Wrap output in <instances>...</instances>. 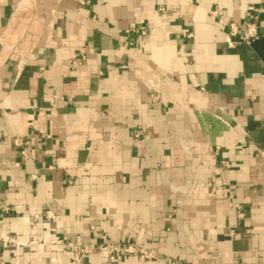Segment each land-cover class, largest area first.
<instances>
[{"label": "crops", "instance_id": "1", "mask_svg": "<svg viewBox=\"0 0 264 264\" xmlns=\"http://www.w3.org/2000/svg\"><path fill=\"white\" fill-rule=\"evenodd\" d=\"M83 1L0 0V230L145 254L84 264H264V0ZM214 11L258 37L229 48Z\"/></svg>", "mask_w": 264, "mask_h": 264}, {"label": "built area", "instance_id": "2", "mask_svg": "<svg viewBox=\"0 0 264 264\" xmlns=\"http://www.w3.org/2000/svg\"><path fill=\"white\" fill-rule=\"evenodd\" d=\"M88 0H84L83 4H88ZM210 18L212 21L221 24L225 26L226 28V38L225 43L230 48L235 45L234 39L238 36H240V43L243 44H249L253 42L257 37V30H258V16L255 13H247L246 19L242 26L236 24V23H226L223 21V16L220 12L214 11L209 13ZM130 31L137 33L141 36L145 35V31L143 27L139 26V28H136L134 26L131 27ZM241 33V35H240ZM191 34H188V38H191ZM85 59V52L80 51L79 52V58H77V62H82ZM149 101L151 103H155L156 99L154 96H149ZM139 138V135H135L134 139L137 140ZM22 156H25V152L21 153ZM4 212L7 211L6 208H1ZM45 221L50 222L54 219L53 214L49 211L45 213L44 217ZM48 240L42 241L40 239L34 240L32 242H20L18 241L14 236L8 235L3 233L0 230V253L4 250H7L9 248L14 249V256L15 258L18 256V250L25 247H39L44 248L46 245L49 246H56L66 249L70 253V260L68 262L62 263V264H84V261L86 257L89 254L98 253L102 257L105 258H111L113 259L116 255L120 254H134L138 252L140 256H145V254L142 253V251H136V249L130 247V246H114V247H108L105 245H99L94 249H86L84 246L78 244L75 240L68 239L63 236H59L55 230L49 229L48 233Z\"/></svg>", "mask_w": 264, "mask_h": 264}]
</instances>
